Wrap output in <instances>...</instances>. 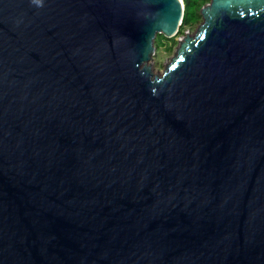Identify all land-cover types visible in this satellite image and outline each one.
Segmentation results:
<instances>
[{
    "label": "water",
    "instance_id": "95a60500",
    "mask_svg": "<svg viewBox=\"0 0 264 264\" xmlns=\"http://www.w3.org/2000/svg\"><path fill=\"white\" fill-rule=\"evenodd\" d=\"M0 0V264H264V0Z\"/></svg>",
    "mask_w": 264,
    "mask_h": 264
},
{
    "label": "trees",
    "instance_id": "16d2710c",
    "mask_svg": "<svg viewBox=\"0 0 264 264\" xmlns=\"http://www.w3.org/2000/svg\"><path fill=\"white\" fill-rule=\"evenodd\" d=\"M184 4L183 17L180 28L175 36H182L186 29L194 27L201 22L202 16L200 8L210 2V0H182ZM175 36L165 37L163 34L158 33L155 37L154 44L156 50L165 46L166 49L171 50L172 44L177 43Z\"/></svg>",
    "mask_w": 264,
    "mask_h": 264
},
{
    "label": "rangeland",
    "instance_id": "374dc122",
    "mask_svg": "<svg viewBox=\"0 0 264 264\" xmlns=\"http://www.w3.org/2000/svg\"><path fill=\"white\" fill-rule=\"evenodd\" d=\"M200 23H198L194 27L186 29L185 33L182 36H175L177 43L172 44L171 50L166 49L165 46L162 48H159L158 50L155 49L154 54H152L150 60L148 61V64L151 66L152 72L154 74H161L164 71L165 66L170 63L180 43L183 41L184 36L186 34L193 35L196 32V29Z\"/></svg>",
    "mask_w": 264,
    "mask_h": 264
}]
</instances>
